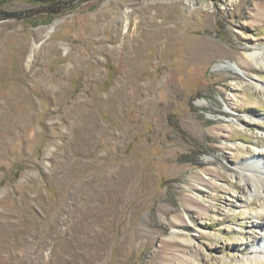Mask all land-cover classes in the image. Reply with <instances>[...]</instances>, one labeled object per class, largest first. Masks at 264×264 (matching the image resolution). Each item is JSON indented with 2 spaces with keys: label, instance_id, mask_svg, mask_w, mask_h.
I'll return each mask as SVG.
<instances>
[{
  "label": "rangeland",
  "instance_id": "374dc122",
  "mask_svg": "<svg viewBox=\"0 0 264 264\" xmlns=\"http://www.w3.org/2000/svg\"><path fill=\"white\" fill-rule=\"evenodd\" d=\"M254 47L264 0H0V264H257Z\"/></svg>",
  "mask_w": 264,
  "mask_h": 264
},
{
  "label": "bare ground",
  "instance_id": "6f19581e",
  "mask_svg": "<svg viewBox=\"0 0 264 264\" xmlns=\"http://www.w3.org/2000/svg\"><path fill=\"white\" fill-rule=\"evenodd\" d=\"M264 56V49L263 48H260V47H254L251 51H249L248 53H246V57H248V59L250 58V60H254L256 59L257 57L259 56ZM238 67V65H236ZM229 67L236 71V67H234L233 65H229ZM244 73V72H243ZM253 87L255 89H260V90H264V87L260 86L259 83H254L253 84ZM252 159L251 161L253 162L254 165L258 166V167H263L264 165L260 164L259 162H257L256 160ZM256 161V162H255ZM247 164V163H246ZM245 164V165H246ZM253 165V166H254ZM249 167H252V165H249ZM264 168V167H263ZM251 178V177H250ZM260 177L258 176H253L252 177V182L250 183V186L253 188V191H255L257 194H260L261 191H263V188H264V185L262 184L263 181H261L259 179ZM249 179V178H248ZM260 239L261 241L264 243V235L262 234L260 236ZM257 263V264H264V252L261 254V255H257V256H254L251 263Z\"/></svg>",
  "mask_w": 264,
  "mask_h": 264
}]
</instances>
